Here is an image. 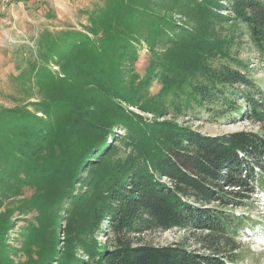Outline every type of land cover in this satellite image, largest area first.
<instances>
[{"label":"trees","instance_id":"obj_1","mask_svg":"<svg viewBox=\"0 0 264 264\" xmlns=\"http://www.w3.org/2000/svg\"><path fill=\"white\" fill-rule=\"evenodd\" d=\"M95 11L87 32H45L37 42L45 50L30 70L44 96L42 116L0 109V195L35 190L37 224L18 237L22 246L44 241L36 257L14 249L16 219L0 213V264L237 263L233 242L248 221L232 209H244L258 187L264 190V137L212 136L177 118L204 108L215 119L234 122L236 114L264 122V92L239 55L250 48L264 64V0H106ZM141 43L149 54L138 75ZM153 82L160 88L150 94ZM79 203L89 224L109 232L102 233L106 243L73 236L60 249L58 221L71 227L84 215ZM170 229L205 233L208 252L134 243ZM221 246L227 252L215 254Z\"/></svg>","mask_w":264,"mask_h":264},{"label":"rangeland","instance_id":"obj_2","mask_svg":"<svg viewBox=\"0 0 264 264\" xmlns=\"http://www.w3.org/2000/svg\"><path fill=\"white\" fill-rule=\"evenodd\" d=\"M105 2L106 0H0V109L22 108L29 112L37 111L39 112L38 115L42 116L41 111H39L42 107L39 103L44 101V96L30 70L31 64H37V61H39V49H43L45 46L44 44L38 46L37 42L45 32L52 34L65 30L87 32L90 26V13L96 12V9H101ZM154 9L160 13V10L156 7ZM168 16L173 17L172 19L176 22L179 20V15L175 13L168 14ZM87 35L91 39H95L91 34ZM137 50L136 70L139 73L138 75H141L148 63L149 50L145 43H141ZM251 50L245 47L239 51V55L242 59L250 61V75L264 92V64L256 63ZM51 66L54 72H60L58 66H55V64ZM159 88L160 84L153 82L149 90L150 94L157 93ZM237 102L238 107L242 109L241 101L238 100ZM127 108L143 115V117H153L152 114L140 113L135 108ZM211 115L202 108L195 116L178 117L177 119L180 122L184 120L194 130L212 136L243 131L264 137V122H256L246 118L242 120L236 114H234L235 121L231 122L228 115L218 119L213 118ZM120 132L122 133V131ZM94 157L97 156L92 155L91 160ZM83 175L85 176V174ZM34 192L35 190L32 187L22 186L13 196L0 195V213L12 211L11 217L17 220L14 221V230L10 233L11 241L9 243L16 250L23 248V251L29 252L30 257H36L35 252L37 254L42 253L37 251L41 249L44 241L40 238L37 244L30 241L29 246H22V239L20 241L18 232L26 229L28 224H37L35 209L32 206ZM256 192L251 202L243 205L244 209H232L235 216H240L242 213V217L247 218L248 221V224L244 225L241 235L233 242L234 245L240 248L236 252L237 263L235 264H264V194H260L264 190H260L258 187ZM47 201L48 198L46 197L41 206ZM79 204L82 214L87 210V206L85 203ZM90 218L91 214L85 215L84 213L79 220L73 219L71 227H67L68 222L65 221V218L58 221L56 236L59 248H63L62 244L65 245V248L67 244L68 247L71 246L73 236L83 238V242L86 244H94L91 242H95L104 246L103 243H106V239L102 236V233H105L104 235L108 237L109 232L104 226H101L103 229L100 232V227L97 228L96 224V226L94 223L89 224ZM43 227L44 234L47 235L51 232L49 226L43 224ZM85 230L91 231V234L87 236L82 233ZM204 235L205 233L194 229L155 230L137 237L134 243L152 246L181 245L191 250L208 252L201 244ZM15 238H18V241H15ZM221 247L222 250L218 251L220 253L215 254L223 255L224 251L227 252L228 248L226 246ZM15 256L12 255V258L16 263ZM18 258L21 261L25 260V257L20 254Z\"/></svg>","mask_w":264,"mask_h":264}]
</instances>
